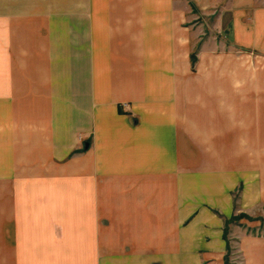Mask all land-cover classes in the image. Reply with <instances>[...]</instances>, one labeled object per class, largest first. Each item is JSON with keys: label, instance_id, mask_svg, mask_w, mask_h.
<instances>
[{"label": "crops", "instance_id": "obj_1", "mask_svg": "<svg viewBox=\"0 0 264 264\" xmlns=\"http://www.w3.org/2000/svg\"><path fill=\"white\" fill-rule=\"evenodd\" d=\"M204 16L213 20L209 33ZM0 82L7 164L50 167L90 131L132 157L135 179L160 167L168 137L177 138L186 98L196 102L188 82H264V0H0ZM222 99L213 133L231 134L234 125L264 134V94L251 98L256 110L233 111L231 96ZM123 103L142 126L119 124ZM182 201L112 207L116 239L22 245L31 247L32 264L41 257L33 247L48 248L47 264H228L224 223L197 207L185 224ZM235 246L239 264H264V237Z\"/></svg>", "mask_w": 264, "mask_h": 264}, {"label": "rangeland", "instance_id": "obj_2", "mask_svg": "<svg viewBox=\"0 0 264 264\" xmlns=\"http://www.w3.org/2000/svg\"><path fill=\"white\" fill-rule=\"evenodd\" d=\"M193 11L199 12L195 7ZM203 21L209 33L213 20L204 16ZM188 84L194 89L196 102H191L192 97L186 98L184 118L178 123L180 134L177 133V138L168 137L169 145L163 147L165 155L160 167L141 169L134 173L133 179L129 172L133 163L128 160L132 157L112 151V146H105L96 132L90 131L83 133L82 141L72 145L68 155L51 160L50 167L41 165L31 172L26 166L7 164L6 156L11 152H3V82H0L2 264H32L31 247L22 245L32 240L116 239L111 227L112 207L176 208L182 198L185 224L193 220L197 207H207L221 219L229 251L237 250L235 245L246 236L264 237V134L247 135L234 125L229 130L231 134H223L220 128L219 133H213L212 125L215 114L222 109L219 106L223 105V96L228 94L233 111L241 105L242 110L244 106L256 110L255 99L251 98L264 94L261 92L264 82ZM244 96L248 97L247 103L242 100ZM131 108L128 103L119 105V115L126 116L125 124H119L138 128L143 121L139 112ZM86 141L90 143L88 148ZM32 249L41 255L39 264H47L43 256L48 254V248ZM233 251L227 255V262L239 264L240 258Z\"/></svg>", "mask_w": 264, "mask_h": 264}, {"label": "water", "instance_id": "obj_3", "mask_svg": "<svg viewBox=\"0 0 264 264\" xmlns=\"http://www.w3.org/2000/svg\"><path fill=\"white\" fill-rule=\"evenodd\" d=\"M85 147L88 148L89 147V142L85 143Z\"/></svg>", "mask_w": 264, "mask_h": 264}, {"label": "trees", "instance_id": "obj_4", "mask_svg": "<svg viewBox=\"0 0 264 264\" xmlns=\"http://www.w3.org/2000/svg\"><path fill=\"white\" fill-rule=\"evenodd\" d=\"M193 5V4H192ZM195 6L193 5V8H194ZM196 8V7H195ZM224 236H225V234H224Z\"/></svg>", "mask_w": 264, "mask_h": 264}]
</instances>
